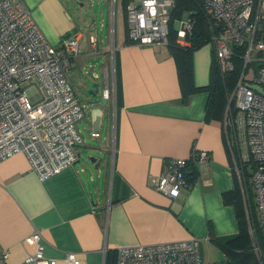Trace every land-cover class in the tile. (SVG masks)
<instances>
[{
    "label": "crops",
    "instance_id": "obj_1",
    "mask_svg": "<svg viewBox=\"0 0 264 264\" xmlns=\"http://www.w3.org/2000/svg\"><path fill=\"white\" fill-rule=\"evenodd\" d=\"M6 1L23 3L54 47L83 35L69 69L77 77H68L85 112L79 125L91 135L98 132L108 154L96 170L82 162L88 147L83 138L80 162L44 181L23 153L0 163V251L8 252L7 264H23L36 251L27 239L37 231L45 257L58 264H66L69 253L83 264H111L118 247L190 239L206 252L218 248L214 240L236 236L237 210L224 195L241 186L225 117L208 121V92L185 99L171 48L131 43L127 30L116 46L113 26L111 41L99 38L93 27L77 23L62 0ZM214 60L211 43L194 51L196 87L210 84ZM194 151H206L210 159L190 164L186 172L193 182L177 199L151 186L169 161Z\"/></svg>",
    "mask_w": 264,
    "mask_h": 264
},
{
    "label": "built area",
    "instance_id": "obj_2",
    "mask_svg": "<svg viewBox=\"0 0 264 264\" xmlns=\"http://www.w3.org/2000/svg\"><path fill=\"white\" fill-rule=\"evenodd\" d=\"M193 1L200 2L209 18L210 43L223 72L234 70L236 48L246 50L241 57V76L229 97L225 124L234 138L231 147L235 174L245 201L249 191L254 197L264 241V41L256 38L264 0ZM111 2L114 22L117 4L119 9L124 6L122 0ZM176 5L177 0H128L124 14L130 42L168 46ZM192 15L188 21L177 19L173 23L181 46L191 45L189 37L196 23ZM82 38L83 35L68 37L54 47L23 3L0 0V163L23 153L44 181L79 161L77 148L84 144V139L77 127L85 112L68 71L81 53ZM96 42L91 38L92 45L96 46ZM103 96L111 99L108 85ZM91 136L100 138L98 132ZM209 159L206 151H194L188 159H172L161 176L150 180L151 186L170 199H177L189 186V165ZM252 238L253 253L259 264H264V249L255 232ZM41 240L38 231L27 239L36 251L23 264H58L45 257ZM116 254L115 264H203L198 239L118 247ZM7 255V251H0V264H7ZM65 260L66 264H83L71 253Z\"/></svg>",
    "mask_w": 264,
    "mask_h": 264
},
{
    "label": "trees",
    "instance_id": "obj_3",
    "mask_svg": "<svg viewBox=\"0 0 264 264\" xmlns=\"http://www.w3.org/2000/svg\"><path fill=\"white\" fill-rule=\"evenodd\" d=\"M122 2L125 8L128 0H122ZM186 10L193 13L192 17H194L196 23L193 34L189 37L191 45L181 46L177 43V36L173 30V23L175 20L181 19ZM172 21L170 43L168 46L171 48V52L177 63L179 81L185 99L193 93L202 91L208 92L210 98L207 106V119L208 121L223 122L229 97L235 89L243 70L244 64L241 57L246 53L245 48L235 49V56L233 57L234 70L230 72H223L221 70L215 55L211 70L210 84L206 87H196L193 81V53L203 45L210 43L211 27L209 18L202 11L200 2L193 0H177ZM256 38L257 40L264 41V14H262L259 20ZM186 179L189 183L193 182V180L190 181L188 175H186ZM224 201L226 204L235 206L239 223V233L236 236L213 241L214 245L217 246L227 258V262L224 264H259L252 250V241L248 231V220L246 219L242 195L238 185L234 192L224 195ZM258 235L259 243L264 249V241L260 235V229L258 230ZM115 262L116 258L111 264H115Z\"/></svg>",
    "mask_w": 264,
    "mask_h": 264
},
{
    "label": "rangeland",
    "instance_id": "obj_4",
    "mask_svg": "<svg viewBox=\"0 0 264 264\" xmlns=\"http://www.w3.org/2000/svg\"><path fill=\"white\" fill-rule=\"evenodd\" d=\"M67 7V10L71 16L81 23L82 26L93 27V34L97 35L99 38H109L111 41L112 36V26L114 27V36L116 39V46L118 45L119 39L123 40L126 36V18L124 14V8L119 9V4L115 10V17L113 22V11H112V2L111 0H62ZM81 4L84 6L81 7ZM191 11L186 10L182 15L183 22L188 21L191 16ZM120 40V41H121ZM116 48V47H115ZM245 52V51H244ZM254 56V55H253ZM252 69V68H251ZM73 79L77 77L74 71H68ZM251 78L254 77V73L250 71ZM88 79V77H86ZM90 83L91 81L88 80ZM234 91V90H233ZM233 93V92H232ZM231 93V95H232ZM79 100H81L79 98ZM229 101V100H228ZM81 103V102H80ZM82 104V103H81ZM228 108V105H227ZM231 109L235 114V108L233 103L231 104ZM227 110V109H226ZM88 111L87 109L85 110ZM78 129L81 130V135L85 139L87 148L83 149L82 152V162H86L87 165L93 167L89 164L87 160L88 156L96 157L98 160L107 157V153L104 152L102 140L95 139L91 136L89 132V127H82L78 124ZM229 141L234 143V138L232 136V130L227 128ZM237 155V154H236ZM112 159V158H111ZM110 159V160H111ZM246 219L248 220V231L253 245V235L254 232L256 237L258 235V230L260 229V222L257 215L256 205L254 202V197L250 193L246 199ZM254 231V232H253ZM263 249V248H262ZM203 264H224L227 262V258L223 252H221L216 247H210L206 252L202 251Z\"/></svg>",
    "mask_w": 264,
    "mask_h": 264
},
{
    "label": "water",
    "instance_id": "obj_5",
    "mask_svg": "<svg viewBox=\"0 0 264 264\" xmlns=\"http://www.w3.org/2000/svg\"><path fill=\"white\" fill-rule=\"evenodd\" d=\"M81 1V0H80ZM84 5L81 4V7H83ZM80 157V156H79ZM87 160L89 161V164L90 165H93V169H98L99 167V162L98 159L96 157H91V156H88L87 157ZM79 162H80V159H79Z\"/></svg>",
    "mask_w": 264,
    "mask_h": 264
}]
</instances>
